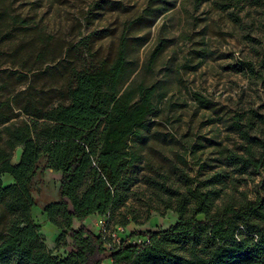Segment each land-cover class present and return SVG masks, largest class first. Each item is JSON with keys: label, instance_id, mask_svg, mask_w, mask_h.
<instances>
[{"label": "rangeland", "instance_id": "1", "mask_svg": "<svg viewBox=\"0 0 264 264\" xmlns=\"http://www.w3.org/2000/svg\"><path fill=\"white\" fill-rule=\"evenodd\" d=\"M159 1L0 0V111L16 116L7 124L27 121L20 107L29 98L42 108L66 104L69 70L112 62L125 32L133 44L130 59L135 71L130 81L157 89V109L148 122L146 142L135 141L141 149L138 182L105 228L107 239L113 234L163 231L178 222L168 210L151 211L149 220L140 218L138 226L115 225L122 216L131 220L145 209L149 194L144 175L165 174L180 185L179 172L202 180L225 169L230 179L226 192L236 199L264 197L259 186L264 174L248 169L240 175L219 164L225 149L243 153L244 141L231 128L235 115L254 111L257 118L250 135L264 137V68L260 66L264 11L244 7L222 12L209 1L167 0L168 10L158 14ZM147 8L151 15L145 17ZM20 152L21 148L14 151L12 164L18 162ZM60 177L42 158L31 194L39 236L47 250L62 260L72 251L70 240H58L61 231L43 212L44 205L59 200ZM1 181L4 186L12 183L7 175ZM96 221L91 218L84 224L97 233ZM79 226L74 221L72 228Z\"/></svg>", "mask_w": 264, "mask_h": 264}, {"label": "trees", "instance_id": "2", "mask_svg": "<svg viewBox=\"0 0 264 264\" xmlns=\"http://www.w3.org/2000/svg\"><path fill=\"white\" fill-rule=\"evenodd\" d=\"M197 1H209L222 12L244 7L264 11V0ZM159 3L156 12L165 13L170 4ZM131 41L122 33L110 63L70 69L66 104L42 108L29 98L20 107L28 119L20 124H7L16 116L0 111V264H264V197L236 199L226 192L230 179L225 169L202 180L179 172L180 185L165 174L143 176L149 194L145 209L137 211L140 217L124 215L115 225L138 226L151 211L170 210L178 222L167 230L131 232L117 245L84 224L90 217L103 218L106 228L128 198L141 162L135 141L146 142L148 122L156 113V87L130 81L135 71ZM260 66L264 68V59ZM249 71L254 72L252 67ZM256 118L254 111L235 115L231 128L244 141L243 153L220 152L219 164L240 175L248 169L264 174V137L250 135ZM17 148L19 160L12 164ZM42 158L61 174L59 200L44 205L43 212L61 231L58 240H70L72 251L62 260L47 250L32 219L31 186ZM4 175L11 184H2ZM259 186L264 188V179ZM74 221L80 223L76 230ZM136 237L148 243L128 244Z\"/></svg>", "mask_w": 264, "mask_h": 264}, {"label": "built area", "instance_id": "3", "mask_svg": "<svg viewBox=\"0 0 264 264\" xmlns=\"http://www.w3.org/2000/svg\"><path fill=\"white\" fill-rule=\"evenodd\" d=\"M96 227L98 228L97 233H105V220L103 218H96ZM123 237L121 235L116 236L115 234L112 235V241L115 244H120L122 242ZM148 243V239L145 237H136L132 240L128 241V244L132 245H143Z\"/></svg>", "mask_w": 264, "mask_h": 264}, {"label": "crops", "instance_id": "4", "mask_svg": "<svg viewBox=\"0 0 264 264\" xmlns=\"http://www.w3.org/2000/svg\"><path fill=\"white\" fill-rule=\"evenodd\" d=\"M91 218H94V217H90L89 219H91ZM88 220V219H87Z\"/></svg>", "mask_w": 264, "mask_h": 264}]
</instances>
